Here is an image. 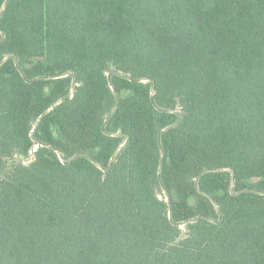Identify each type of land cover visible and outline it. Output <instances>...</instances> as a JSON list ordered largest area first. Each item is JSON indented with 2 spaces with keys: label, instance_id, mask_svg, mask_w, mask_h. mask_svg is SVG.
<instances>
[{
  "label": "trees",
  "instance_id": "16d2710c",
  "mask_svg": "<svg viewBox=\"0 0 264 264\" xmlns=\"http://www.w3.org/2000/svg\"><path fill=\"white\" fill-rule=\"evenodd\" d=\"M0 264H264V0H0Z\"/></svg>",
  "mask_w": 264,
  "mask_h": 264
},
{
  "label": "rangeland",
  "instance_id": "374dc122",
  "mask_svg": "<svg viewBox=\"0 0 264 264\" xmlns=\"http://www.w3.org/2000/svg\"><path fill=\"white\" fill-rule=\"evenodd\" d=\"M32 159H34V154L33 153L31 154V156L29 158H24L23 160H24L25 163L28 164V163H30L32 161ZM161 196H163V195L161 194ZM184 231L186 232V228L184 229Z\"/></svg>",
  "mask_w": 264,
  "mask_h": 264
}]
</instances>
